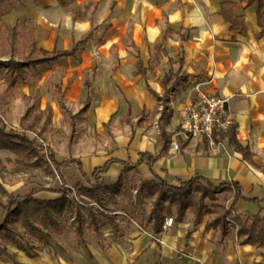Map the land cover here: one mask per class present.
<instances>
[{"label": "crops", "instance_id": "obj_1", "mask_svg": "<svg viewBox=\"0 0 264 264\" xmlns=\"http://www.w3.org/2000/svg\"><path fill=\"white\" fill-rule=\"evenodd\" d=\"M223 3H232L233 17L241 23L238 29H232L231 23L224 20L221 14ZM224 13L228 15L227 11ZM262 15V25H259L255 8L248 6L247 0H72L67 5L60 0H29V3L20 0L12 2L10 13L0 18V27L1 24L8 28L20 25V32H30V41H35L38 50H69L73 42L90 36L78 51V59L61 58L58 64L66 60L77 62L82 70L97 67L92 85L89 84L86 90L90 105L79 127L89 135L90 149L94 151L93 143L98 149L94 155L88 150L83 156L75 151L69 154L68 158L81 163L82 171L76 167L61 168L58 174L63 182L76 180L79 185L88 187L84 176L90 177L95 169L103 167L108 160H114L106 172L100 174L106 183H116L123 164H130L137 171L136 181L130 178L131 183L135 181V187L140 182L159 183L162 180L175 184L200 176L215 185L238 183L244 197L262 199L264 8ZM112 49L115 50L114 55ZM100 52L109 57L98 60ZM137 56L146 69L144 77L137 75ZM180 57L183 64L179 74L187 76V79L176 82L164 94L159 83L169 69L168 60L175 63ZM1 58L5 60L0 61L9 59ZM172 68L176 70L178 65L174 64ZM101 73L112 92L102 96L96 110L94 84ZM146 83L160 97H165L159 105L146 89ZM197 88L228 99L236 125V138L242 146L249 147L257 167L242 160L240 153L226 139L210 147L203 144L200 137H193L177 152L172 151L169 144L164 146L158 124L160 117L162 114L169 116L165 126V134L169 137V133L177 129L180 105L193 98ZM127 111L130 123L121 127ZM142 113V126L136 127ZM108 122L105 129L103 125ZM77 141L81 143L82 138ZM140 154L159 158L150 169L145 160L139 161ZM62 181L61 189L36 187L30 191L41 189L33 196L35 199L55 200L61 197L60 191L65 184ZM134 192L135 195L137 191ZM220 195L227 196L224 204L218 203ZM232 202V194H217L216 204L229 208ZM67 203L73 210L90 208L84 204ZM134 203L132 200V205ZM233 207L234 214L241 219L249 215L264 216V201L257 203L240 199ZM207 218L193 227L192 215L186 213L182 223H172L156 237L150 227L142 229L139 226L138 217L120 221L117 236L110 226L101 232L99 230L97 239L85 238L83 224L78 251L70 250L67 255L80 258L83 264H264V247L238 245L237 227L231 220L228 221L230 234L222 237L218 231L204 230ZM250 226L251 223L246 225L247 228ZM19 241L27 249L32 247L34 250H28V253L35 256L30 257L8 245L7 252L15 254V263L0 264H16L18 253L33 260L41 248L49 245L48 242L44 246L35 238L37 246L25 239ZM10 247L15 251L10 252Z\"/></svg>", "mask_w": 264, "mask_h": 264}, {"label": "trees", "instance_id": "obj_2", "mask_svg": "<svg viewBox=\"0 0 264 264\" xmlns=\"http://www.w3.org/2000/svg\"><path fill=\"white\" fill-rule=\"evenodd\" d=\"M20 0H0V18L9 14L12 9V2ZM63 5H67L72 0H60ZM248 6H254L257 16V22L262 25V9L264 8V0H247ZM232 3L221 4V14L225 21L231 23L232 29H238L241 26L240 20L233 17L231 11ZM227 11L228 15L224 12ZM20 25H15L8 28L1 24L0 27V56L8 57L6 61H0V79L6 78L7 75L13 76L12 85L25 83L32 70H35L40 65H47L49 68L55 67L61 58L78 59V51L89 40L90 36L83 41L73 42L69 50L58 51L53 49L51 51L44 49H37L34 40L26 44L22 40V33L20 32ZM177 64L178 68L174 70L172 65ZM183 64V58L180 57L177 62L173 63L168 60L169 69L164 73L160 80V87L164 94H166L170 87L180 80H186L187 76L179 74ZM137 75L144 77L146 69L142 61L137 56ZM59 90L60 87L56 86ZM89 89V86H88ZM146 89L151 94L159 105L164 101V96H159L154 92L149 84L146 83ZM38 101L37 95L33 98ZM89 94L86 97L85 105L72 118L82 117L87 112L90 105ZM33 108V107H32ZM60 110L64 117L69 116V112L60 105ZM157 108L154 109V113ZM142 113L135 123L136 127L142 126ZM169 116L162 114L158 124L161 131V139L164 146L169 144V137L165 134V126L168 123ZM130 123V113L126 112L123 125ZM109 122L104 124L105 129L108 128ZM215 139V143L219 144L226 139L232 148L240 153L242 160L254 167H257L252 161V153L248 146H242L236 138V125L234 124L227 133L220 134ZM189 141V140H188ZM187 141V142H188ZM180 143L181 145H186ZM203 144L207 145L204 141ZM0 150H6L15 155V164L18 171H25L29 166L39 163L42 158L38 153L36 144L30 141L25 136L14 132H5L0 127ZM159 158L147 154H140L139 161L145 160L148 167L151 169L152 165ZM51 161L55 164V169L59 171L64 167H76L82 171V165L79 161L73 158H67L63 161H56L50 156ZM115 162L108 160L103 167L97 168L93 171L90 177L84 176L88 187L83 185L77 186V191L90 199L93 202L100 203L101 197L109 194L110 199L114 202L115 196L122 199L124 204V212L129 214H137L139 219V226L144 229L151 228L153 236H158L163 231L164 219L169 217L173 224L182 223L186 213L192 215L191 225L197 227L200 225L206 216H208L205 223L204 230L206 232L214 230L218 231L222 237L230 234L229 220L237 227L236 238L237 244L240 246L250 245L257 247H264V216H251V226L249 228L243 223V220L234 214L233 205L240 199L249 202H261L264 198H246L242 194V189L238 183H219L213 184L209 179L200 176H195L185 181H178L175 184L166 181L156 183L140 182L138 187H130L131 180H135L137 173L136 167L130 164H123V169L118 177L116 183L107 184L100 176L101 173L106 172L109 165ZM1 166V164H0ZM136 181V180H135ZM134 181V182H135ZM131 189L136 190L134 197L135 203L132 205ZM41 189L32 190L24 195L8 194L5 188L0 183V262L15 263V254H9L6 250L8 245L23 251L30 257L28 250H34L32 247L25 248L19 241H24V234L10 228L11 225L18 224L24 230L33 236L42 245H47L49 239L53 235H61L64 231L63 221H67L70 216H75L74 223L76 225V233L82 236L84 226L82 223V215L79 207L76 212L67 203L63 190L60 191L61 197L55 200L42 201L35 199L33 196L39 193ZM230 193L233 197L232 205L226 208L223 205L216 204L217 194ZM210 203V205H208ZM147 208V215L144 217V210ZM88 216L91 218V228L96 235H100L99 229L95 222V216L91 209H87ZM27 243V242H26Z\"/></svg>", "mask_w": 264, "mask_h": 264}, {"label": "rangeland", "instance_id": "obj_3", "mask_svg": "<svg viewBox=\"0 0 264 264\" xmlns=\"http://www.w3.org/2000/svg\"><path fill=\"white\" fill-rule=\"evenodd\" d=\"M26 1L29 3V0ZM30 39V32L23 30V42L29 44ZM114 51V49L111 51L113 55ZM104 57L109 56L107 54L103 55L101 52L97 56L98 60L101 61L104 60ZM2 59L5 60L0 56V60ZM96 68L90 67L82 70V66L77 62L64 60L52 68L46 65L38 66L30 72L25 83L12 85L13 76L11 74L4 79H0V116L2 117L0 127L5 132L20 134L34 142L42 158L41 161H38L39 163L32 164L25 171H18L15 164V155L11 152L0 150V183L8 193L23 194L36 187L61 189L60 181L62 180L50 156L56 161H62L68 158V155L72 154L73 151L82 156L88 151L94 155L98 147L96 143H93L95 149L94 151L90 149L91 146L88 145L89 135L82 130V127H79L82 117L75 119L72 116L83 107L87 86L89 84L92 85ZM56 86H59L60 89L58 90ZM111 92L110 84L105 81L104 74L101 73L94 84L96 110V105H98L102 96L111 95ZM36 95L38 97L37 102L33 100ZM61 104L69 112V116L64 117L62 115ZM93 137L96 140V135ZM78 138H82L81 143L77 141ZM63 183H65L62 187L64 196L69 201L67 198L68 187L73 188L77 193L79 184L76 180H68ZM133 184L134 181L130 184V187H135ZM130 192L133 194L132 200L135 202L134 189L130 190ZM83 197L86 199H82L85 206L93 202L85 196ZM101 199L100 203H94L99 204L103 211L100 210L93 213L100 232L110 226L113 233L117 236L120 232V229L117 228L120 221H126L129 218L137 219V214H140V212H136V214H129L128 216L126 211L124 212L123 201L118 196H116L114 202L109 198V194L102 196ZM226 201L227 196H219L218 203L224 204ZM80 213L82 215V223L85 226V238L87 240L90 237L97 239V235L91 228V218L88 216L87 208L84 207ZM123 213L128 217L122 215ZM146 215L147 208L144 210V217ZM73 220L74 217L70 216L67 221H63L65 226L63 234L59 235L60 237L53 235L54 238L49 242V245L41 248L37 252L35 259L30 260L23 253H18L16 264H61V261L62 264L63 262H66V264H83L80 258L74 255H67L70 250L78 251L80 240L76 229H74ZM242 220L246 225H249L251 216H243ZM230 226L232 227V224ZM10 228L22 232L25 240L37 246L38 243L34 241L33 236L24 233L20 225L14 224ZM9 251L12 252L15 249L10 247ZM30 252L31 254L33 253L32 251Z\"/></svg>", "mask_w": 264, "mask_h": 264}, {"label": "built area", "instance_id": "obj_4", "mask_svg": "<svg viewBox=\"0 0 264 264\" xmlns=\"http://www.w3.org/2000/svg\"><path fill=\"white\" fill-rule=\"evenodd\" d=\"M233 125L234 116L229 107L228 99L197 88L195 96L183 102L178 109V126L176 130L169 133V146L172 151L177 152L180 141L186 142L193 137H200L208 146L214 147L217 145L214 138L222 133H227ZM68 189L67 198L69 202L83 205L81 200L84 197L76 193L73 188L68 187ZM87 205L93 213L103 211L101 206L94 202ZM122 215L128 217L125 213ZM171 225L172 219L165 218L163 229Z\"/></svg>", "mask_w": 264, "mask_h": 264}]
</instances>
